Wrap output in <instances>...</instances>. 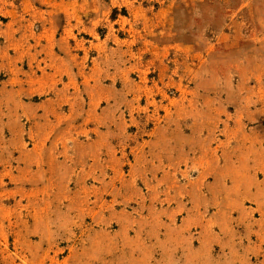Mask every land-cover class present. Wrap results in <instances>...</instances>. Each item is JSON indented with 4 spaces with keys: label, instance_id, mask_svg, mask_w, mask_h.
I'll use <instances>...</instances> for the list:
<instances>
[{
    "label": "rangeland",
    "instance_id": "374dc122",
    "mask_svg": "<svg viewBox=\"0 0 264 264\" xmlns=\"http://www.w3.org/2000/svg\"><path fill=\"white\" fill-rule=\"evenodd\" d=\"M260 156L264 0H0V264H264Z\"/></svg>",
    "mask_w": 264,
    "mask_h": 264
},
{
    "label": "crops",
    "instance_id": "0c3cea01",
    "mask_svg": "<svg viewBox=\"0 0 264 264\" xmlns=\"http://www.w3.org/2000/svg\"><path fill=\"white\" fill-rule=\"evenodd\" d=\"M63 34H60L58 39H61L63 36ZM260 160V162H253L254 164L258 165L257 170H261L264 171V158H261V156L258 158ZM247 163H250L249 161ZM254 170L249 167V165L247 166V172L245 173L246 176L248 177L249 181H247L244 186H243V191L238 193L237 196L238 198L241 199H247V200H251V201H255V202H259L261 201V196H262V189H259L258 187H254L255 190H253V185L254 182H257L255 180V176H256V170L253 172ZM264 182V180H263ZM260 184V183H259Z\"/></svg>",
    "mask_w": 264,
    "mask_h": 264
}]
</instances>
